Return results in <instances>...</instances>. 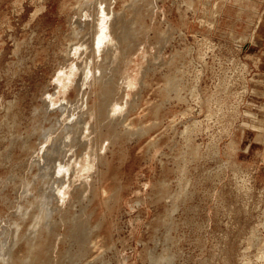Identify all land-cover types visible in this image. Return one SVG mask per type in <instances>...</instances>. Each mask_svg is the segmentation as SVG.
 <instances>
[{
    "label": "rangeland",
    "instance_id": "1",
    "mask_svg": "<svg viewBox=\"0 0 264 264\" xmlns=\"http://www.w3.org/2000/svg\"><path fill=\"white\" fill-rule=\"evenodd\" d=\"M102 10L124 38L96 55ZM98 67L105 86L88 74ZM46 157L58 158L49 231L33 225ZM11 260L264 264V0H0V264Z\"/></svg>",
    "mask_w": 264,
    "mask_h": 264
},
{
    "label": "bare ground",
    "instance_id": "2",
    "mask_svg": "<svg viewBox=\"0 0 264 264\" xmlns=\"http://www.w3.org/2000/svg\"><path fill=\"white\" fill-rule=\"evenodd\" d=\"M94 6V5H93ZM99 8V7H98ZM212 9V8H211ZM111 12V11H110ZM90 13V12H89ZM109 14L110 13H104L103 12V10L100 12V17L99 18H97L98 19V21H97V31L95 32V34H94V37H93V39L94 40H92V46L91 47H93V53L94 54H99V52L101 53V51L103 52V51H105V54H108V50H102V47L103 46H106L107 47V45H109V43H112V41H114L116 38L118 39V40H122L123 38H124V35H123V28L120 26V25H117V28H118V34H119V36L118 35H115L117 32H115V31H113V29H112V27H111V25H112V23H114L115 21H113V19L112 20H110L109 19ZM88 17V16H87ZM76 18H77V16H76ZM80 19L81 18H79V21H80ZM86 20V19H85ZM73 21V20H72ZM78 21V22H79ZM82 21H84V20H82ZM77 23V22H76ZM73 24V23H72ZM84 24V23H83ZM86 25V24H85ZM80 26L82 27V22L80 23ZM77 27H79L78 25H77ZM81 27H79V29L78 30H76V31H74L73 33H75V35H76V37H75V39H77L78 40V37H80V35H81V39H82V35H83V33L84 32H82V30L83 29H81ZM115 30H116V27H115ZM84 31V30H83ZM86 33V32H85ZM85 33H84V35H85ZM125 33V32H124ZM87 34V33H86ZM75 35H73V36H75ZM78 35V36H77ZM87 36V35H86ZM85 36V37H86ZM85 37H83V38H85ZM72 39V38H71ZM121 42V41H120ZM74 44V43H73ZM78 45V44H77ZM112 45H113V43H112ZM76 47L74 46V49H75ZM73 49V50H74ZM84 49V48H83ZM82 49V50H83ZM69 51H71V50H69ZM75 53V52H74ZM69 55H70V53H69ZM68 59V58H67ZM66 59V60H67ZM93 59V58H92ZM96 59V58H95ZM65 60V61H66ZM90 61V60H89ZM96 62V61H95ZM103 62V61H102ZM74 64V63H73ZM71 66H72V64H71ZM74 66H76V65H74ZM67 67V66H66ZM77 67V66H76ZM65 68V67H64ZM78 69H79V67H77ZM76 68V69H77ZM80 68H82L81 66H80ZM71 69H73V68H71ZM77 69V70H78ZM102 68H99L98 67V70H96V69H94L93 70V72H92V70L90 71L89 70V72H88V74L90 75V77H91V82L94 84L95 82H99L100 84H103L104 86L106 85V83L104 82V75H101L100 74V76H96L97 74L96 73H98L100 70H101ZM65 70V69H64ZM81 71H83V70H81ZM59 76V75H58ZM107 75H105V77H106ZM109 78H107V79H105V80H108ZM132 82V81H131ZM78 83V82H77ZM73 84V83H72ZM98 84V83H97ZM58 85V84H57ZM78 85H79V83H78ZM76 86V85H75ZM102 86V85H101ZM125 87V86H124ZM104 88V87H103ZM55 89V88H54ZM131 91V90H130ZM66 93V92H65ZM64 93V94H65ZM128 93H130V92H128ZM107 94H109V93H107ZM104 95V94H103ZM110 95V94H109ZM105 96V95H104ZM126 96V95H125ZM107 97V96H106ZM50 98V97H49ZM58 101V100H57ZM106 101V100H105ZM47 103V102H46ZM49 105V104H48ZM56 105V104H55ZM67 105V104H66ZM46 106H47V104H46ZM110 106V105H109ZM109 106H107V107H109ZM118 106H120L119 104H118ZM59 108H60V106H59ZM61 108H63V107H61ZM60 108V109H61ZM115 108V107H114ZM46 109V108H45ZM64 109V108H63ZM109 109V108H108ZM47 110V109H46ZM52 110V109H51ZM113 110V109H112ZM117 110V109H116ZM61 111V110H60ZM67 111V110H66ZM110 112V111H109ZM113 112V111H112ZM64 113V112H63ZM115 113V112H114ZM62 114V113H61ZM67 114V113H66ZM73 114V113H72ZM64 115H65V113H64ZM110 115V114H109ZM98 116H99V118L100 119H103L104 118V112L102 111H99L98 112ZM67 117V116H66ZM111 117H112V115H111ZM106 118H108V117H106ZM55 122H58V119L56 120L55 119ZM53 126V125H52ZM56 126V125H55ZM97 126V125H96ZM72 126H70V128H71ZM84 128H86V127H84ZM49 129V128H48ZM64 129V130H63ZM62 129V131L63 132H65V130H66V128L64 127ZM77 129H79V128H77ZM77 129H75V130H77ZM42 130V129H41ZM53 130V129H52ZM42 131H44V129L42 130ZM47 130H45V132H46ZM67 131H68V129H67ZM62 132V133H63ZM75 132V131H74ZM73 132V133H74ZM82 132H83V130H82ZM77 133V132H76ZM40 134H43V133H40ZM49 134V133H48ZM56 135H57V133H55ZM61 134V133H60ZM75 134V133H74ZM73 134V135H74ZM52 135V134H51ZM67 135V134H66ZM79 135V134H78ZM37 136V135H36ZM47 136V134H45V136H42L43 138H47L46 137ZM50 136V135H49ZM65 136V133H64V135H62L61 134V137H64ZM77 136V135H76ZM40 137H41V135H40ZM61 137L59 138L58 137V139L61 141ZM75 137V136H74ZM50 138V137H49ZM48 138V139H49ZM56 138V137H55ZM67 138H68V136H67ZM78 138H80V135H79V137ZM78 138H76V141H73V142H78L77 140H78ZM86 138V137H85ZM53 139V138H52ZM57 138H56V144L59 142L60 143V141H57L58 140ZM72 139H74V138H72ZM257 139V138H256ZM46 140V139H45ZM65 140V139H64ZM64 140H62L63 141V144H64ZM80 140H81V142H82V139L80 138ZM86 140V139H85ZM88 140V139H87ZM50 141H51V138H50ZM53 141V140H52ZM61 141V142H62ZM34 143V142H33ZM32 143V144H33ZM50 143V142H49ZM78 143H80V142H78ZM52 144V143H51ZM55 144V145H56ZM82 144H83V142H82ZM54 144H53V148H52V146H50L49 147V149L50 148H52L53 150H55V148H54V146H55ZM73 145V144H72ZM81 145V144H80ZM79 145V146H80ZM62 146V145H61ZM64 146V145H63ZM38 147V146H37ZM56 147H57V145H56ZM59 148H60V146H59ZM58 148V149H59ZM64 148V147H63ZM71 148V147H70ZM72 148H73V146H72ZM71 148V149H72ZM52 149H51V151H52ZM57 149V148H56ZM58 149H57V151H58ZM61 149V148H60ZM87 149V148H86ZM37 151V150H36ZM46 151H48V150H46ZM50 151V150H49ZM56 151V150H55ZM54 151V152H55ZM57 151H56V153H57ZM40 152V151H39ZM61 152V151H60ZM47 153V152H46ZM56 153H54V154H56ZM67 153V152H66ZM62 154V153H61ZM49 155H50V153H49ZM57 155V154H56ZM40 157V156H39ZM38 157V158H39ZM49 157V156H48ZM52 157V156H51ZM56 157V156H55ZM59 157H60V155H59ZM62 157H64L65 158V156H63L62 155ZM70 157V156H69ZM63 158V159H64ZM44 159H45V157H44ZM49 158H47L46 157V160L44 161V163L43 164H40V163H38V166H39V183L40 182H42V183H44V185H47V187L49 186V190H48V194H47V196H48V198H45L46 196H39L38 197V202L36 203L37 205H36V207H37V212H38V214L37 215H34V226H36V225H40L39 223L42 221L43 223H44V221H46V219H48L49 217H50V211H49V207H50V203L51 202H54V201H52V199L54 198L55 199V197H53V195H54V193H55V190H56V179H55V177H53V173L50 171V165H51V163L53 164L52 166H54L55 164H54V162H56L57 161V159L58 158H56L55 160L56 161H54V162H52V161H49L48 160ZM54 159V158H53ZM62 160V159H61ZM49 161V162H48ZM86 164V163H85ZM28 165V164H27ZM85 166V165H84ZM86 167V166H85ZM89 167V166H88ZM35 169V168H34ZM84 169V168H83ZM65 169H63V171H64ZM54 172V171H53ZM87 172V171H86ZM58 174V173H57ZM67 176V175H66ZM78 177V176H77ZM37 178V177H36ZM84 180V179H83ZM59 184V183H58ZM45 191V193H46V189L44 190ZM63 192V191H62ZM43 194V193H42ZM79 194V193H78ZM27 196V195H26ZM56 197H58V196H56ZM53 199V200H54ZM48 200H49V202H48ZM60 200V199H59ZM21 201V200H20ZM51 209V208H50ZM53 212V211H52ZM61 218L63 219L64 218V215H63V217L61 216ZM49 220V219H48ZM36 222V223H35ZM38 222V223H37ZM47 222H49V221H47ZM47 222L46 223H44V228L46 229V230H48L49 231V229H47ZM50 223V222H49ZM78 223V222H77ZM69 225H70V223H69ZM43 226V225H42ZM49 227V226H48ZM72 227H74V226H72ZM72 227H70L71 229H72ZM82 227H83V225H82ZM50 228V227H49ZM74 229V228H73ZM36 230V229H35ZM77 230H78V228H77ZM31 231H33V230H31ZM76 231V230H75ZM46 232V231H45ZM76 232H79V230L78 231H76ZM72 233H75V232H72ZM80 233V232H79ZM35 234H36V231H33V232H31V238L33 239V237L35 236ZM76 234V233H75ZM68 235V234H67ZM69 235H72V234H70L69 233ZM78 235V234H77ZM80 235V234H79ZM78 235V237H80ZM87 235V234H86ZM75 237H76V235H74ZM73 236V238H72V240L75 238ZM77 237V238H78ZM85 237H87V236H85ZM24 238V237H23ZM25 238H27L26 239V241H27V247H28V249L29 250H32L33 249V247L35 246V244H34V241L32 240V241H29L28 240V237H27V235H26V237ZM65 238V237H64ZM56 240V239H55ZM73 241H76L75 239L73 240ZM79 241V243L81 244H79L81 247H79V248H84V246H85V244H86V242H87V238H83V237H81V239L80 240H78ZM56 246H57V244H56ZM36 248V247H35ZM48 248V247H47ZM46 251V250H45ZM85 251V250H84ZM31 252V251H30ZM29 252V253H30ZM25 253V252H24ZM45 254H47V253H45ZM80 254H82V253H80L79 252V254H78V256L80 255ZM29 255V254H28ZM32 255V254H31ZM29 258V257H28ZM21 260V259H20ZM19 260V262H16L15 264H24V260L25 261H27V258H25L24 260H22V261H20ZM29 260V259H28ZM14 261V260H13ZM13 261L11 260V264L13 263ZM18 261V260H17ZM55 261V260H54ZM25 263H27V262H25ZM154 263V262H153ZM46 264H48V263H46ZM155 264H157V263H155Z\"/></svg>",
    "mask_w": 264,
    "mask_h": 264
}]
</instances>
